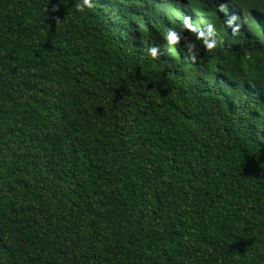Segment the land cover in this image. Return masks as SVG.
I'll use <instances>...</instances> for the list:
<instances>
[{
	"label": "trees",
	"instance_id": "16d2710c",
	"mask_svg": "<svg viewBox=\"0 0 264 264\" xmlns=\"http://www.w3.org/2000/svg\"><path fill=\"white\" fill-rule=\"evenodd\" d=\"M0 264H264V0H0Z\"/></svg>",
	"mask_w": 264,
	"mask_h": 264
},
{
	"label": "clouds",
	"instance_id": "9594fccd",
	"mask_svg": "<svg viewBox=\"0 0 264 264\" xmlns=\"http://www.w3.org/2000/svg\"><path fill=\"white\" fill-rule=\"evenodd\" d=\"M84 4H85V6H87L88 0H84Z\"/></svg>",
	"mask_w": 264,
	"mask_h": 264
}]
</instances>
